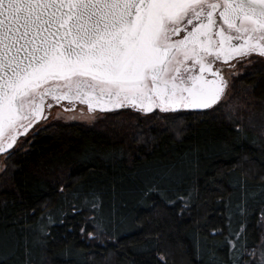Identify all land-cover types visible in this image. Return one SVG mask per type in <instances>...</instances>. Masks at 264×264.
Returning <instances> with one entry per match:
<instances>
[{
	"label": "trees",
	"instance_id": "trees-1",
	"mask_svg": "<svg viewBox=\"0 0 264 264\" xmlns=\"http://www.w3.org/2000/svg\"><path fill=\"white\" fill-rule=\"evenodd\" d=\"M228 92L210 109L57 120L16 144L0 172V264H257L264 57Z\"/></svg>",
	"mask_w": 264,
	"mask_h": 264
},
{
	"label": "snow or ice",
	"instance_id": "snow-or-ice-1",
	"mask_svg": "<svg viewBox=\"0 0 264 264\" xmlns=\"http://www.w3.org/2000/svg\"><path fill=\"white\" fill-rule=\"evenodd\" d=\"M253 53L264 57V0H0V152L47 119L49 98L210 109L228 86L215 63Z\"/></svg>",
	"mask_w": 264,
	"mask_h": 264
},
{
	"label": "rangeland",
	"instance_id": "rangeland-1",
	"mask_svg": "<svg viewBox=\"0 0 264 264\" xmlns=\"http://www.w3.org/2000/svg\"><path fill=\"white\" fill-rule=\"evenodd\" d=\"M254 60H255V58H251V59H247V60L243 61V63H240V65L239 64L233 65L229 69V73L227 74L229 79H230L229 82L231 83L233 78L236 75H238L239 73L243 72L245 70V68L247 66L251 65V63ZM228 91H229V88H228L226 94L223 96V98H225L227 96V94H229ZM47 112H48L47 119L41 120L26 134V136L24 135L23 138L17 139V143H16L17 146L21 142H23L25 138H28L33 133L37 132L41 127H43V126H45L51 122L60 120V121H64V122H82V123H86V124H93L102 116V112L99 110H95V111L90 112L88 110V106L86 104H78L74 108V110H67V111L65 109L59 107V106H52ZM58 114H59V118H57ZM69 117H75V119H68ZM7 153H4L1 155L0 172L4 170V167H5L4 161H5V158L7 156L6 155ZM262 253H264V240L255 252V255L258 256L257 264H260V258H261Z\"/></svg>",
	"mask_w": 264,
	"mask_h": 264
},
{
	"label": "flooded vegetation",
	"instance_id": "flooded-vegetation-1",
	"mask_svg": "<svg viewBox=\"0 0 264 264\" xmlns=\"http://www.w3.org/2000/svg\"><path fill=\"white\" fill-rule=\"evenodd\" d=\"M184 35V33H181L180 34V36H177V37H174V39H180L182 36ZM257 57H261V56H259V55H257V54H255V53H253L252 55H250V56H246V57H240V58H238V59H231V60H229L228 61V63H222V62H220V61H217L216 63H215V65L213 66V68H212V70L213 71H216L217 69H219L220 70V75H222L223 77H224V79L227 81V87L224 89V92H223V95L221 96V98H220V100H219V102L222 100V98H223V96L226 94V92H227V90H228V88H229V86H230V79H229V77H228V73H229V69L233 66V65H240V63H243V61H245V60H247V59H251V58H257ZM205 75H206V77L208 78V79H212V76L209 74V73H205ZM48 105H52V106H59V107H61V108H63V109H65V108H69V107H71V106H73V105H70V104H68V102L67 101H62L60 104H56L53 100H51V98H49V99H47L46 101H45V113L50 109L49 107H48ZM51 106V107H52ZM40 122V121H39ZM38 122V123H39ZM37 124V123H36ZM35 124V125H36ZM34 125V126H35ZM21 137V136H20ZM12 150V149H11ZM9 152V151H8ZM7 153V152H6Z\"/></svg>",
	"mask_w": 264,
	"mask_h": 264
},
{
	"label": "water",
	"instance_id": "water-1",
	"mask_svg": "<svg viewBox=\"0 0 264 264\" xmlns=\"http://www.w3.org/2000/svg\"><path fill=\"white\" fill-rule=\"evenodd\" d=\"M64 101H67V100H64ZM95 103H96V102L93 101V105H95ZM78 104H80V103L77 102V103H75L73 106L69 107L68 109H74ZM216 104H217V103H216ZM216 104H215V105H216ZM86 105H87V104H86ZM87 106H88V105H87ZM65 109H66V108H65ZM155 110H156V109H155ZM189 110H199V109H189ZM43 115L46 116V117L48 116V112L45 113V104H44V112H43ZM43 119H44V118H40V119L38 120V122L41 121V120H43ZM38 122H37V123H38ZM35 124H36V123H35ZM35 124H34V125H35ZM34 125L28 130V132L34 127ZM28 132H27V133H28ZM22 133H23V129H20V130H19V133L17 134V139H18L20 136H24V134H22ZM17 139H16V141H15V144H16V142H17ZM6 142H7V141H4L3 143H6ZM15 144H14L11 148L7 149V151H2V152H0V160H1V155L4 154V153H6V152H8V151H10V150L15 146Z\"/></svg>",
	"mask_w": 264,
	"mask_h": 264
}]
</instances>
